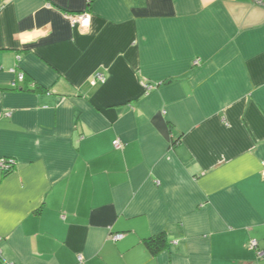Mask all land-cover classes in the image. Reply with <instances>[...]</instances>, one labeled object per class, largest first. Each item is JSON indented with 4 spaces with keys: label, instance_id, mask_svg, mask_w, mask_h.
<instances>
[{
    "label": "crops",
    "instance_id": "obj_1",
    "mask_svg": "<svg viewBox=\"0 0 264 264\" xmlns=\"http://www.w3.org/2000/svg\"><path fill=\"white\" fill-rule=\"evenodd\" d=\"M250 240L264 6L0 0V264H264Z\"/></svg>",
    "mask_w": 264,
    "mask_h": 264
},
{
    "label": "built area",
    "instance_id": "obj_2",
    "mask_svg": "<svg viewBox=\"0 0 264 264\" xmlns=\"http://www.w3.org/2000/svg\"><path fill=\"white\" fill-rule=\"evenodd\" d=\"M255 2L260 5V6H264V0H255ZM71 22L73 24H78V26L82 29H86L89 24H90V17L88 15H78V16H75ZM96 80L99 81V82H103L104 81V77L101 75V74H98L96 76ZM17 81L18 82H23L24 81V76L23 75H18L17 77ZM113 147L115 149H119L121 148L122 144L119 140H115L113 143H112ZM3 169L8 171L10 169V166L9 165H4L3 166ZM112 240L115 242V241H118V240H121L123 238V234H114L111 236ZM247 248L249 250H254L256 251V254L258 257H263L264 256V252H260L258 250V246H257V242L255 240H250L248 245H247ZM78 262L81 263L82 262V258L81 257H78ZM10 264V263H8Z\"/></svg>",
    "mask_w": 264,
    "mask_h": 264
},
{
    "label": "trees",
    "instance_id": "obj_3",
    "mask_svg": "<svg viewBox=\"0 0 264 264\" xmlns=\"http://www.w3.org/2000/svg\"><path fill=\"white\" fill-rule=\"evenodd\" d=\"M143 242L152 255H156L167 246V240L164 234L150 237L148 239H145Z\"/></svg>",
    "mask_w": 264,
    "mask_h": 264
}]
</instances>
